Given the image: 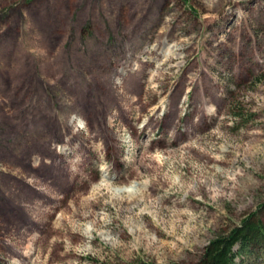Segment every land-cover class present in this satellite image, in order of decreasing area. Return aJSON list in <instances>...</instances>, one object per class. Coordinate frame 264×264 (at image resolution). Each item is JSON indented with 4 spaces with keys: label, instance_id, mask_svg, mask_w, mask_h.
<instances>
[{
    "label": "rangeland",
    "instance_id": "1",
    "mask_svg": "<svg viewBox=\"0 0 264 264\" xmlns=\"http://www.w3.org/2000/svg\"><path fill=\"white\" fill-rule=\"evenodd\" d=\"M253 211L264 0H0V264H192Z\"/></svg>",
    "mask_w": 264,
    "mask_h": 264
},
{
    "label": "trees",
    "instance_id": "2",
    "mask_svg": "<svg viewBox=\"0 0 264 264\" xmlns=\"http://www.w3.org/2000/svg\"><path fill=\"white\" fill-rule=\"evenodd\" d=\"M255 242H264V218L253 211L239 224L211 239L202 256L192 264H238L236 245L240 250H248Z\"/></svg>",
    "mask_w": 264,
    "mask_h": 264
}]
</instances>
